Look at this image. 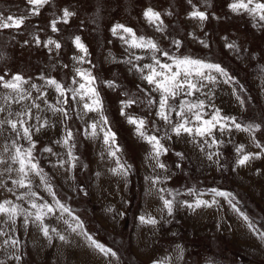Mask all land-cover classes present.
<instances>
[{
    "label": "rangeland",
    "instance_id": "obj_1",
    "mask_svg": "<svg viewBox=\"0 0 264 264\" xmlns=\"http://www.w3.org/2000/svg\"><path fill=\"white\" fill-rule=\"evenodd\" d=\"M179 117L214 124L212 175L187 180ZM258 158L264 0H0V264H75L83 249L86 264H169L160 257L176 238L183 264H219L232 249L233 264H248L221 233L191 236L177 213L154 226L147 206L179 167L160 218L177 201L216 206L214 194L241 214L253 208L264 234V192L244 178ZM180 187L196 196L180 199ZM52 229L67 231L69 262L58 263ZM134 235L152 241L147 258Z\"/></svg>",
    "mask_w": 264,
    "mask_h": 264
},
{
    "label": "crops",
    "instance_id": "obj_2",
    "mask_svg": "<svg viewBox=\"0 0 264 264\" xmlns=\"http://www.w3.org/2000/svg\"><path fill=\"white\" fill-rule=\"evenodd\" d=\"M191 123L192 124L189 125L185 121V119H181V117H179L177 122H176V125L173 126V128H176L177 131L171 130L172 133H175V131H176V133H179L181 135V137L176 136L174 138V143L176 144L175 146H181V148H182L181 150L185 154L190 155V159L192 161L191 168H187V170H186L188 181H190V180L192 181L194 179V177L197 178L201 175H203V176L210 175V174L212 175L213 173L216 172L217 163H219V158L217 159L216 155L213 153L214 148L211 149V147H210V145L214 144V143H212L211 138H210V134L214 133V131L212 129V127H214V124H212L211 122L209 123V121H204L203 123H200V122L195 121V120H194V123L193 122H191ZM195 123L199 124L198 128H196V129H195V126H196ZM179 125H181V127H179ZM221 130L225 131V132L229 131V130H231V126H229V127L226 126L225 128H222ZM171 132L168 133L169 137H170ZM241 134L242 135H240V138L236 139L235 141H237V144L240 147L241 151L243 149H244V151H246V150H248V145L246 144L247 142L243 141V137H245V139H246L247 135H246V133H244V134L241 133ZM182 136H184V137H182ZM184 138H186V141L188 142V144L191 148V149L188 148L189 149L188 151L185 150L184 147H182L183 142L185 143ZM185 144H187V143H185ZM252 165L253 166H248L246 168L245 171L247 172V174L244 175L243 170L239 171V172L244 175V178H246V179L249 178V180H251L252 183L255 184V187L257 189H259L261 192H264V159L258 158L257 161H255ZM179 169L180 168L177 167L176 171L174 170V172L171 173V176L165 178V180L163 181L164 182L163 183V189L159 190V192H160L159 196H158L159 201H157L155 206H152V205L147 206L149 209H151V210H149L151 212L150 218L155 219V221L157 223V224H154V226H158L159 223L162 221H168L169 219H170V221H171V219L173 220V217L171 218V216L173 214H175V216H176V213H177V216H179L178 218L180 219V217H181L184 220L183 222L188 224L191 227V230H192L191 236H196L195 238H200L202 236V238L204 237L205 239H207L206 237L210 236L211 234H215L217 232H218L217 234L221 233V236H225L223 238L229 239V241L231 242L230 243L231 247H233V248L237 247V250H242L245 252V255H247V257H248V259H247L248 261L247 260H245V261H247L248 264H264V234H263V231L261 229H257L256 226L253 225L254 224L253 221H249V218H251L249 216L250 210L253 213V208L248 209L245 213L241 214L238 208H236V211L235 210L233 211L232 207L229 206L230 204H233L230 200H228L229 201L228 202L225 200L224 197L223 198H218V197L215 198L214 197L215 195L213 194V195H211V197H212V199H214L216 201V202L214 201L216 203V206H214V205L197 206V207H194L193 210L190 212L187 209V207H189V206H187V204L184 206L183 203H185V202L177 201L174 205L175 209L170 211V213L168 215H165L164 217L160 218V216L162 214H164L166 208L169 205V200L166 199L167 196H169V195H167L168 193L165 191V187H164L165 183L166 184H167V182L178 183L181 180V177L183 176V174L180 173ZM238 170H239V168H238ZM147 181L149 182V179ZM178 185H179V183L177 184V186ZM178 193L181 194V196L179 197L180 199H182V196H183V198L184 197L194 198L196 196V195L192 194L190 191H187V190L185 191L184 188H181V190L178 191ZM198 194H199V196L203 195L202 193H198ZM115 196H117V195H115ZM115 196H113V197L115 198ZM99 199H101V198H99ZM105 199H106V197H105ZM246 201H248V200L246 199ZM158 202L160 204H158ZM250 202L251 201H248L249 204H250ZM225 203H227L229 205H225ZM107 205H109V204H107ZM102 207H104V206H102ZM115 207H117V205L111 204V207H109V206L105 207V210H106V212L110 211L111 209L115 210ZM117 209H119V207H117ZM105 210L103 209V211H105ZM174 218L176 220V217H174ZM148 220L146 222H148ZM38 222H39L38 223V227H39L41 222H40V220ZM177 226L175 227L176 230H177ZM38 227H37V229H38ZM62 230L63 231H61L60 233L54 229L50 230L52 235H54L52 238H55L54 240L52 239L53 242H51V246H56L54 242L58 240L57 244L61 248V252L60 253L57 252L58 263L69 262V257H71V254H73L70 251V248H68L70 246V243L67 241L68 240L67 231L65 229H62ZM153 232H154V235L159 234L158 232L157 233L155 231H153ZM141 233H143V235H144L146 232L144 231ZM39 234H41V233H39ZM39 234L37 235V237H39ZM55 234H56V237H55ZM144 236H148V235L145 234ZM136 237H137L136 235L133 236V243L135 246L137 245V247L136 248L133 247V249L137 250L139 247L140 248L142 247L141 248L142 250L141 249L140 250L142 251V253H143V251H145L146 253L145 254L140 253V255L141 256L144 255V257L147 258L148 255L150 254L149 251H154L152 249V247H153L152 241L149 240V243L145 244L144 240L147 238L143 239V237H141L139 239L140 241H138ZM62 239H63V241H62ZM135 239L137 240V242L135 241ZM43 240H45V239H43ZM182 240H183V237H182ZM49 241H51V240H49ZM181 242H182L181 239L176 238V249H174L175 250L174 254L170 256V259H167L166 257H160L161 258L160 261H162V263H169V264L170 263L183 264L181 262L182 261L181 259L183 258L184 253H183V248H182L183 244ZM141 243H142V246H141ZM147 246H148V248H147ZM155 251H156V257H158L159 254H161V253H158V251L156 249H155ZM231 252H232L231 254H226V255L231 256L230 258H224V259L218 260L217 262L222 261V263H219V264H225L223 261H227V262L232 263V264L237 262L238 261L237 260V254H236L237 251H233V249H232ZM80 253H82V254L79 255L78 257L74 258L73 263H75V264H86V258L85 257L87 254V250L83 249V251ZM90 262H91V259L89 260L88 263H90ZM93 264H94V262H93ZM200 264H215V263L213 260L211 261L208 259V260H205L203 262H200Z\"/></svg>",
    "mask_w": 264,
    "mask_h": 264
},
{
    "label": "bare ground",
    "instance_id": "obj_3",
    "mask_svg": "<svg viewBox=\"0 0 264 264\" xmlns=\"http://www.w3.org/2000/svg\"><path fill=\"white\" fill-rule=\"evenodd\" d=\"M17 120H18V116H17ZM51 130V129H50ZM52 131V130H51Z\"/></svg>",
    "mask_w": 264,
    "mask_h": 264
}]
</instances>
